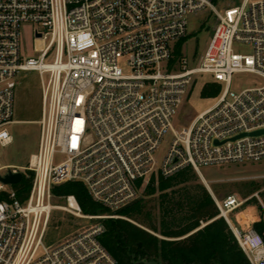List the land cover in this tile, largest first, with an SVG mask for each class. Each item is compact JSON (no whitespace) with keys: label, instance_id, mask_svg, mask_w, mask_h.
Here are the masks:
<instances>
[{"label":"built area","instance_id":"1","mask_svg":"<svg viewBox=\"0 0 264 264\" xmlns=\"http://www.w3.org/2000/svg\"><path fill=\"white\" fill-rule=\"evenodd\" d=\"M215 1L0 0V148L14 143L8 127L17 123L18 75L42 77L38 148L27 166H0V177L12 172L33 179L25 198L16 185L0 181L6 196L0 201V264H118L101 242L104 221L140 198L153 178L190 167L206 184L202 167L264 160V134L251 135L264 130V84L229 90L236 73L264 81V0L223 9ZM204 10L217 25L192 66L177 56V44L188 36L189 16ZM24 23L35 27L38 58L22 57ZM236 44L252 46V53H237ZM199 74L226 88L178 131L173 120ZM69 182L82 183L111 214L90 216L94 227L46 246L54 211L87 217L73 195L60 197L64 206L54 204V189ZM212 196L250 264H264L263 236L230 222L245 202Z\"/></svg>","mask_w":264,"mask_h":264},{"label":"rangeland","instance_id":"2","mask_svg":"<svg viewBox=\"0 0 264 264\" xmlns=\"http://www.w3.org/2000/svg\"><path fill=\"white\" fill-rule=\"evenodd\" d=\"M242 2L243 0H216L215 5L218 9H223L225 7L239 6ZM216 25V17L209 10L190 15L188 18V36L185 41L177 44L181 46L177 56L187 58L191 61L192 66H196L199 58L206 50ZM34 29L35 27L30 23L21 25L20 48L24 59L38 58V53L34 51ZM234 48L239 54L248 55L252 53V46L247 44H236ZM121 66L126 73L128 69L125 64ZM194 79L195 81L183 106L173 120V126L178 131L188 128L199 114L213 106L226 88L224 83L216 82L213 76L209 74H199ZM41 81L42 77L38 72H22L18 75L14 113V120L17 123L8 127L14 137V143L6 148H0V166H27L30 156L38 148L40 134L38 121L41 119L42 111ZM263 84V79L255 74L236 73L232 76L229 90L239 93L242 90L260 87ZM207 85L212 86L213 95L211 96H203L204 88ZM167 146L166 144L162 146V150L158 154L159 161L164 157ZM201 172L208 183L210 192L217 199L223 200L229 196H235L244 202L252 199L250 203L229 215L234 226L240 231L246 232L253 226L254 223L249 218L250 216L261 218L259 206L264 209V201L262 199V193L264 192V160L202 167ZM201 182L204 183L202 180ZM204 185L207 186L205 183ZM155 186H158V184L156 183ZM208 187L206 188L208 189ZM145 199L149 202V205L154 206L157 195L145 197ZM54 204L64 206L65 200L56 197ZM239 213L245 214L246 221L241 222L238 219ZM84 216L87 217L80 218L70 212L54 211L44 244L46 246L56 245L91 229L97 224L96 220L88 218L90 215ZM115 216L113 219L121 218L117 214Z\"/></svg>","mask_w":264,"mask_h":264},{"label":"trees","instance_id":"3","mask_svg":"<svg viewBox=\"0 0 264 264\" xmlns=\"http://www.w3.org/2000/svg\"><path fill=\"white\" fill-rule=\"evenodd\" d=\"M180 49L178 46L177 55ZM211 95L212 86L207 85L203 96ZM32 181V177L24 176L14 187L21 198L30 191ZM151 183L140 198L116 212L121 218L104 221L106 231L101 242L118 264H136L145 257L159 264H250L230 225L220 216L213 196L193 168H185L167 179L153 178ZM54 194L75 196L84 215L111 214L94 202L80 182L57 186ZM156 195V204L149 205L145 197ZM5 198V194H0V201ZM259 208L261 218L252 228L264 238V209Z\"/></svg>","mask_w":264,"mask_h":264},{"label":"water","instance_id":"4","mask_svg":"<svg viewBox=\"0 0 264 264\" xmlns=\"http://www.w3.org/2000/svg\"><path fill=\"white\" fill-rule=\"evenodd\" d=\"M261 134H264V130L251 133V135L253 136L261 135ZM22 178L23 176L21 173L13 174L12 172H9L5 177H0V181H2L6 185H17L22 181ZM208 191L210 192L209 188H208ZM140 247H141V244H140ZM136 264H159V263L157 261L150 260L149 257H145L144 259H139L136 262Z\"/></svg>","mask_w":264,"mask_h":264},{"label":"crops","instance_id":"5","mask_svg":"<svg viewBox=\"0 0 264 264\" xmlns=\"http://www.w3.org/2000/svg\"><path fill=\"white\" fill-rule=\"evenodd\" d=\"M246 214H248V213H246ZM249 218L251 219V221H252L253 223H255V222H257V221L259 220L257 217H252V216H250ZM238 219H240L241 222L246 221L245 214H243V213H239V214H238ZM230 222H231V224H232L233 227L237 228L236 226H234V224L232 223L231 220H230ZM251 228H252V227H251ZM251 228H249V229H251ZM249 229H248V230H249Z\"/></svg>","mask_w":264,"mask_h":264},{"label":"bare ground","instance_id":"6","mask_svg":"<svg viewBox=\"0 0 264 264\" xmlns=\"http://www.w3.org/2000/svg\"><path fill=\"white\" fill-rule=\"evenodd\" d=\"M204 184V183H203ZM207 186H208V183L206 182Z\"/></svg>","mask_w":264,"mask_h":264}]
</instances>
